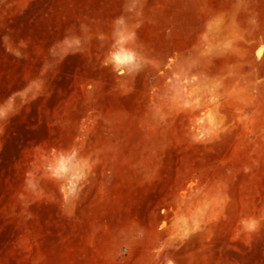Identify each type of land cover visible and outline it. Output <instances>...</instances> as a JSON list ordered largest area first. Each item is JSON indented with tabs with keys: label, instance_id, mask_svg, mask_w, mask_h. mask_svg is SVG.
Instances as JSON below:
<instances>
[{
	"label": "rangeland",
	"instance_id": "rangeland-1",
	"mask_svg": "<svg viewBox=\"0 0 264 264\" xmlns=\"http://www.w3.org/2000/svg\"><path fill=\"white\" fill-rule=\"evenodd\" d=\"M0 109V264H264V0H0Z\"/></svg>",
	"mask_w": 264,
	"mask_h": 264
},
{
	"label": "clouds",
	"instance_id": "clouds-1",
	"mask_svg": "<svg viewBox=\"0 0 264 264\" xmlns=\"http://www.w3.org/2000/svg\"><path fill=\"white\" fill-rule=\"evenodd\" d=\"M115 23L123 26L124 25V18L123 17L118 18L115 21ZM65 42L68 43L69 41L66 40ZM70 42L73 46H79L80 45V40L77 38H72ZM16 55H19V53H16ZM119 55H120V53L118 52L117 56H119ZM123 58L126 60H131L132 55L129 54V55L124 56ZM16 95H20V93H16L13 96H16ZM9 99L11 100L12 98L10 97ZM22 100H23V97H22ZM4 115H5V113H4L3 109H0V117H3ZM71 159H72V157L61 156L59 161L56 162L55 166H50L49 170L52 172V175L54 178H60V173H64V172L68 171L66 165L68 164V162Z\"/></svg>",
	"mask_w": 264,
	"mask_h": 264
},
{
	"label": "bare ground",
	"instance_id": "bare-ground-1",
	"mask_svg": "<svg viewBox=\"0 0 264 264\" xmlns=\"http://www.w3.org/2000/svg\"><path fill=\"white\" fill-rule=\"evenodd\" d=\"M125 55H123V54H120L119 56H115L114 57V63H115V65L116 66H122L123 65V63L125 62V60L126 59H124L123 57H124Z\"/></svg>",
	"mask_w": 264,
	"mask_h": 264
}]
</instances>
